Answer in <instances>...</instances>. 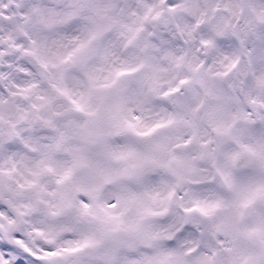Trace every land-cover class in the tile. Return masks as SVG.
Listing matches in <instances>:
<instances>
[{"label": "snow or ice", "instance_id": "1", "mask_svg": "<svg viewBox=\"0 0 264 264\" xmlns=\"http://www.w3.org/2000/svg\"><path fill=\"white\" fill-rule=\"evenodd\" d=\"M0 264H264V0H0Z\"/></svg>", "mask_w": 264, "mask_h": 264}]
</instances>
